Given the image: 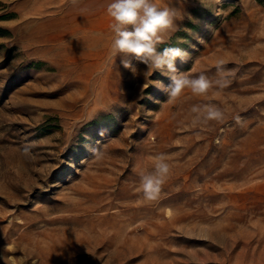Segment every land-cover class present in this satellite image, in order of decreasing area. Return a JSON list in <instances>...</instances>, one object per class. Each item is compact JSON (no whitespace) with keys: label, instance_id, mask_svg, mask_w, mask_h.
Masks as SVG:
<instances>
[{"label":"rangeland","instance_id":"obj_1","mask_svg":"<svg viewBox=\"0 0 264 264\" xmlns=\"http://www.w3.org/2000/svg\"><path fill=\"white\" fill-rule=\"evenodd\" d=\"M103 1L0 0V264H264V0H172L158 50L187 51L193 76L236 72L171 103L169 77L111 58ZM206 102L224 123L192 128ZM160 153L149 202L138 171Z\"/></svg>","mask_w":264,"mask_h":264},{"label":"clouds","instance_id":"obj_2","mask_svg":"<svg viewBox=\"0 0 264 264\" xmlns=\"http://www.w3.org/2000/svg\"><path fill=\"white\" fill-rule=\"evenodd\" d=\"M71 3L77 5L79 0H71ZM106 13L111 18V58L120 56L124 67L130 68L136 74L137 69L129 59L135 58L147 66V70L143 72L146 79L155 71L169 77L172 83L164 89L169 103L179 99L185 90L195 97H207L210 91L215 90L219 94L231 85L236 70L227 68L223 59L215 64V76L210 77L204 72L193 76L187 71H179L175 66L177 58L189 59L187 51L180 47H164L162 51L158 50L166 37L179 30L176 21L182 19V13L172 5V0L164 5L160 0H110L106 5ZM155 83L162 87L160 82ZM188 114L192 128L208 126L213 121L223 124L226 116L225 110L212 102L193 104ZM235 121L240 123L241 117L237 115ZM93 151L97 153L98 150ZM101 155L97 158H101ZM149 160L151 166H145L138 171L137 191L142 193L144 200L151 202L158 200L170 177L172 165L164 153L151 156Z\"/></svg>","mask_w":264,"mask_h":264},{"label":"crops","instance_id":"obj_3","mask_svg":"<svg viewBox=\"0 0 264 264\" xmlns=\"http://www.w3.org/2000/svg\"><path fill=\"white\" fill-rule=\"evenodd\" d=\"M52 2H55V4L57 6H59L60 4H62L63 2H65V0H51ZM109 1L108 0H104L103 3L107 4Z\"/></svg>","mask_w":264,"mask_h":264}]
</instances>
